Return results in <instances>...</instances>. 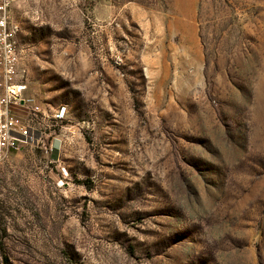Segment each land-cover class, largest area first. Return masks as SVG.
<instances>
[{"label": "rangeland", "instance_id": "374dc122", "mask_svg": "<svg viewBox=\"0 0 264 264\" xmlns=\"http://www.w3.org/2000/svg\"><path fill=\"white\" fill-rule=\"evenodd\" d=\"M10 24L34 134L0 162V264H264V0H16Z\"/></svg>", "mask_w": 264, "mask_h": 264}, {"label": "built area", "instance_id": "2783aa9c", "mask_svg": "<svg viewBox=\"0 0 264 264\" xmlns=\"http://www.w3.org/2000/svg\"><path fill=\"white\" fill-rule=\"evenodd\" d=\"M15 1L0 0V162L28 144L34 134L31 122L18 113L20 108H27L23 98L27 85L17 78V28L10 24V11ZM33 111L36 116L39 113L50 115L40 105L34 106ZM67 114V107L62 106L54 109L51 116L61 121Z\"/></svg>", "mask_w": 264, "mask_h": 264}, {"label": "trees", "instance_id": "16d2710c", "mask_svg": "<svg viewBox=\"0 0 264 264\" xmlns=\"http://www.w3.org/2000/svg\"><path fill=\"white\" fill-rule=\"evenodd\" d=\"M5 262H6V264H9V259L7 256H5Z\"/></svg>", "mask_w": 264, "mask_h": 264}]
</instances>
